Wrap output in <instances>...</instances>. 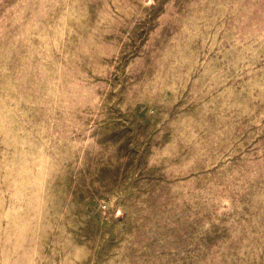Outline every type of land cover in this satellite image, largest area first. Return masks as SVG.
I'll use <instances>...</instances> for the list:
<instances>
[{"label":"rangeland","instance_id":"1","mask_svg":"<svg viewBox=\"0 0 264 264\" xmlns=\"http://www.w3.org/2000/svg\"><path fill=\"white\" fill-rule=\"evenodd\" d=\"M0 264H264V0H0Z\"/></svg>","mask_w":264,"mask_h":264}]
</instances>
